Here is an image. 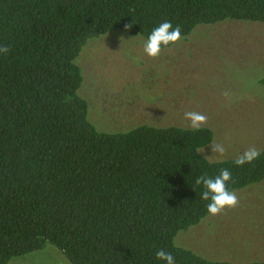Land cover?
Segmentation results:
<instances>
[{"label":"trees","instance_id":"16d2710c","mask_svg":"<svg viewBox=\"0 0 264 264\" xmlns=\"http://www.w3.org/2000/svg\"><path fill=\"white\" fill-rule=\"evenodd\" d=\"M229 20L264 23V0H0L9 48L0 54V264L47 244L70 264H164L160 249L176 264H264L211 261L174 243L209 216L195 180L228 169L229 190L260 185L264 149L237 166V156L201 154L214 138L208 126L148 119L99 131L79 94L76 59L91 38L147 40L168 21L183 41Z\"/></svg>","mask_w":264,"mask_h":264},{"label":"rangeland","instance_id":"374dc122","mask_svg":"<svg viewBox=\"0 0 264 264\" xmlns=\"http://www.w3.org/2000/svg\"><path fill=\"white\" fill-rule=\"evenodd\" d=\"M145 41L110 31L89 39L76 59L83 76L79 94L97 130L122 131L148 119L186 126L184 112L198 111L208 117L203 126L213 130L212 143L226 148L221 157L212 154L211 143L203 156L229 158L249 147L264 149V87L258 83L264 75V23L198 26L156 58L144 53ZM235 193V208L179 231L175 245L211 261H264V182ZM9 264L70 263L47 244Z\"/></svg>","mask_w":264,"mask_h":264},{"label":"clouds","instance_id":"9594fccd","mask_svg":"<svg viewBox=\"0 0 264 264\" xmlns=\"http://www.w3.org/2000/svg\"><path fill=\"white\" fill-rule=\"evenodd\" d=\"M125 27L129 28L131 25H126ZM181 38L180 26L173 27L170 22L164 21L153 28L147 40L144 42L143 51L147 56L156 58L161 54L162 48L175 45ZM8 51L9 48L7 46H0V54H6ZM224 95L227 96L228 93H224ZM183 118L187 122L186 127L193 131L200 130L208 121V117L198 111H185ZM211 152L222 157L226 153V148L222 143L214 142L211 144ZM260 155L261 152L259 149L254 146L249 147L237 156L234 163L237 166L251 164ZM204 157L208 158L209 156L204 155ZM230 180L231 172L228 169H221L220 173L214 177L201 175L195 180L196 185L203 186L201 199L208 201L206 208L209 215H219L226 209L235 208L238 205L239 200L236 193L227 187V183ZM155 256L157 260L163 261L164 264H176L175 257L163 249L158 250Z\"/></svg>","mask_w":264,"mask_h":264}]
</instances>
